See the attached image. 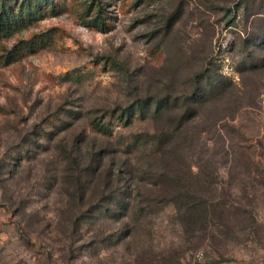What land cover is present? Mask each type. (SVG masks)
Returning a JSON list of instances; mask_svg holds the SVG:
<instances>
[{
	"label": "rangeland",
	"instance_id": "obj_1",
	"mask_svg": "<svg viewBox=\"0 0 264 264\" xmlns=\"http://www.w3.org/2000/svg\"><path fill=\"white\" fill-rule=\"evenodd\" d=\"M2 10L0 264H264V0Z\"/></svg>",
	"mask_w": 264,
	"mask_h": 264
},
{
	"label": "trees",
	"instance_id": "obj_2",
	"mask_svg": "<svg viewBox=\"0 0 264 264\" xmlns=\"http://www.w3.org/2000/svg\"><path fill=\"white\" fill-rule=\"evenodd\" d=\"M11 14H12V11H11ZM6 17L8 18L7 11H4V10L0 11V35H4V34L6 35L8 29H9V26H7L8 20H6ZM156 109H155L156 110L155 113L158 112V108H156ZM91 125L96 131L100 132L101 134H105L107 132L108 128L106 126H104L103 124L97 123V121H94L93 123H91ZM184 187H186V185ZM185 192H187V189L185 188V190H184L182 188L181 193L184 194ZM193 204L194 203H192L191 206ZM195 206H196V204H194V208H196Z\"/></svg>",
	"mask_w": 264,
	"mask_h": 264
}]
</instances>
